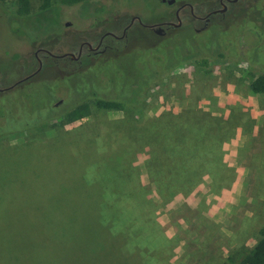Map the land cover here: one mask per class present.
Instances as JSON below:
<instances>
[{
    "label": "rangeland",
    "instance_id": "obj_1",
    "mask_svg": "<svg viewBox=\"0 0 264 264\" xmlns=\"http://www.w3.org/2000/svg\"><path fill=\"white\" fill-rule=\"evenodd\" d=\"M183 1L202 0H28L24 14L0 0V80L34 69L36 47L75 54L92 33L119 35L132 15L175 21ZM228 7L198 32L187 19L164 36L133 23L125 38L103 39L117 48L80 63L39 51L33 82L0 92V109L24 104L21 118L41 122L0 137V264H229L252 247L264 229V92L248 83L264 74V0ZM40 96L63 102L49 108ZM76 100L89 102L87 116L47 121ZM161 151L175 156L176 180L159 167ZM234 187L217 210L215 197Z\"/></svg>",
    "mask_w": 264,
    "mask_h": 264
},
{
    "label": "trees",
    "instance_id": "obj_2",
    "mask_svg": "<svg viewBox=\"0 0 264 264\" xmlns=\"http://www.w3.org/2000/svg\"><path fill=\"white\" fill-rule=\"evenodd\" d=\"M18 7L17 12L20 14H24L28 12V0H16ZM83 0H60L61 4L64 5H71L78 3ZM40 9H46L49 7V0H41ZM197 57H201L200 53H196ZM188 57H195V55H188ZM201 63H205V59L202 57ZM248 87L250 92L252 93H262L264 92V74H256L251 77ZM29 88V87H28ZM27 95L29 98L30 105L42 108L45 107V105H41L43 101L38 102L37 98H34L29 91H27ZM49 97H51V94H49ZM39 99H43L45 103L50 104L48 105L49 108H58V106L53 105L52 102L50 103L49 99L44 98L42 96L39 97ZM52 99V98H51ZM57 100V99H56ZM55 100V101H56ZM53 101V100H52ZM94 105L101 108H118L121 106V104L118 101L114 100H107V99H100L96 98L94 99ZM44 103V104H45ZM7 105V104H6ZM4 104V107L6 106ZM61 105V103H60ZM23 105L18 107L16 111L13 112V114L10 112L8 108L5 109L4 107H1L0 109V137L6 136L8 134H23V133H31L35 130L37 125H39L41 122L36 115H33L32 113H28L24 118H21L23 115L22 112H20L23 109ZM58 111L50 115L49 118H47L48 122L50 124H56L57 121L59 123L62 122H72L78 119H81L85 116H87L90 113V104L87 100H76L74 105L70 106L69 108L64 109L60 115H57ZM25 114V113H24ZM32 117H31V116ZM53 125V126H54ZM50 126V125H49ZM159 156V167L163 170H168L172 165H175L173 162V158L175 156H172L170 158L165 154V152L161 151ZM168 174H165L166 176H170L171 178H174L176 180L177 176L167 171ZM181 176V175H180ZM192 177V176H190ZM190 177H187L185 179H191ZM187 183H189V180H187ZM173 186V184H171ZM133 195V193H132ZM137 199L139 197L136 196ZM141 201V200H140ZM142 202V201H141ZM140 206V210L142 208V205ZM128 226H132L131 224H128ZM143 224L136 225V227H141ZM229 264H264V229H260V237L256 240V242L250 247L248 250L242 253V255L237 259L234 260L232 257H228Z\"/></svg>",
    "mask_w": 264,
    "mask_h": 264
},
{
    "label": "flooded vegetation",
    "instance_id": "obj_3",
    "mask_svg": "<svg viewBox=\"0 0 264 264\" xmlns=\"http://www.w3.org/2000/svg\"><path fill=\"white\" fill-rule=\"evenodd\" d=\"M159 1L168 6H172L177 2V0H174L173 2L169 4L166 2L167 0H164V1L159 0ZM216 1H217V6L215 7L208 6L205 0L199 1L198 3H191L188 1L179 2L173 8V11H172L173 18L175 21L160 20V21L146 24V23H141L140 21H138L135 18V16L137 15H132L129 18L128 22L124 24V26L122 27L119 35L115 34L113 31H110L108 29L101 32L98 36L92 33L91 42L94 41V43L91 45L90 41H86V40L80 41L77 45L75 54L69 51H64L62 52V54L54 55L50 53L51 51L48 52L47 50L36 47L33 51V57L36 61V66L34 67V69L24 74V67L22 65L19 72L15 75H14V69H12L11 72L13 73V76L8 77L9 79L1 78L0 80L1 82H5L7 80L11 82L5 87H0V92L5 91L8 88L20 87L22 85L24 86L25 84H29L33 82L32 79L39 74L38 71L40 70V67L42 65V59L37 56V52L39 51H43L45 53V56L47 57H52L54 59L53 60L54 62L66 56L72 61H77V63H80L81 59L84 56H88L89 54L96 55V54L103 53L107 51L108 49L117 48L116 46H114L108 41L104 42L103 39L105 38V36H108L110 37V39H114L115 41H118L121 38H125L127 35V32L131 30V26L133 23L138 24V25L141 24V25L147 26L150 29V31H152L153 34L158 35V36H164L168 32L172 31V29L174 28L178 29L180 26H182L181 24L183 23V20L187 19L186 23L189 24L190 29H193L195 32H198L202 30L203 28H205L208 25V23H213L212 21H214L215 19H221L224 16V14L227 13L228 8H229L228 5H232V4L234 5L235 3H238L240 0H216ZM185 7L187 8L186 16L180 13ZM193 20H199L201 25L197 28L193 27L191 25ZM148 25H151V26H148ZM156 27H161L162 30L159 33H156L153 31V29H155ZM90 31H92L91 28H90ZM83 46H85L86 49L88 50L87 53L85 54L81 53ZM62 102L63 101H61V99H57L52 104L58 106Z\"/></svg>",
    "mask_w": 264,
    "mask_h": 264
},
{
    "label": "crops",
    "instance_id": "obj_4",
    "mask_svg": "<svg viewBox=\"0 0 264 264\" xmlns=\"http://www.w3.org/2000/svg\"><path fill=\"white\" fill-rule=\"evenodd\" d=\"M255 94V93H254ZM260 109L261 108H263V107H259ZM235 188V187H234ZM222 193H223V191L219 194V196H216L215 198H216V200H217V204H216V209L217 210H219V209H221L222 207L224 208L225 207V205L226 204H229V200H230V203H231V201L233 200V198H232V196H236V194H237V188H235V189H233V191H231L230 193H229V198H222L223 196H222ZM234 193V194H233ZM233 194V195H232ZM220 198H222L221 200H218V199H220Z\"/></svg>",
    "mask_w": 264,
    "mask_h": 264
},
{
    "label": "water",
    "instance_id": "obj_5",
    "mask_svg": "<svg viewBox=\"0 0 264 264\" xmlns=\"http://www.w3.org/2000/svg\"><path fill=\"white\" fill-rule=\"evenodd\" d=\"M161 1H164V0H161ZM173 1H174V0H167L166 2L170 4V3L173 2ZM135 18H136L138 21H140L139 18H138L137 16H135ZM148 26H151V25H148ZM161 30H162L161 27H156L155 29H153V31L156 32V33H159ZM70 54H71V53H70Z\"/></svg>",
    "mask_w": 264,
    "mask_h": 264
}]
</instances>
